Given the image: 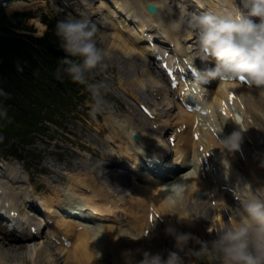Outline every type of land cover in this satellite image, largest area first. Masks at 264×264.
<instances>
[{"label":"clouds","instance_id":"obj_1","mask_svg":"<svg viewBox=\"0 0 264 264\" xmlns=\"http://www.w3.org/2000/svg\"><path fill=\"white\" fill-rule=\"evenodd\" d=\"M196 3L203 11L185 8L169 21L170 30L178 34V46L180 39L195 37L188 60L194 63L199 58L206 62L203 69L197 70L194 85L213 78L239 79L244 75L250 87L264 94V0H196ZM54 31L59 47L66 53L59 60L57 75L63 78L67 74L72 81L87 86L94 98L92 111L95 114L102 108L101 89L106 83L90 82L88 78L107 67L109 55L106 48L98 44V25L87 16L67 17L57 20ZM3 91L0 89V93ZM199 91L197 86L191 89L194 95ZM7 114V108L0 106V116ZM243 138L240 128L231 134H219L216 147L225 154H234L241 148ZM223 162L227 164L226 159ZM260 164L264 166V159ZM234 195L239 203L211 239L180 226L192 224L203 213L192 217L177 215L175 222L167 223L164 228L165 234L174 239L173 248L124 249V264H189L191 256H207L213 264H264V184L252 187L251 182L238 181ZM30 259L31 250L17 252L0 248V264H24Z\"/></svg>","mask_w":264,"mask_h":264},{"label":"bare ground","instance_id":"obj_2","mask_svg":"<svg viewBox=\"0 0 264 264\" xmlns=\"http://www.w3.org/2000/svg\"><path fill=\"white\" fill-rule=\"evenodd\" d=\"M185 1L186 0H134L133 3H131L129 0H111L110 3L107 2L104 4L109 6L110 9L107 15V20L109 22L112 21L114 26L113 31L104 33L105 36H107L106 34H110L109 38H111V46L119 49L126 57L124 64H126L129 71L135 75L134 81L140 85L143 84L144 87L150 85L151 91L157 89L160 93L164 94V96L166 93V99L168 101L166 103V107L163 106L161 102H159L157 105L161 110L164 111L162 116L167 115L166 121H171L174 124H178L181 121H187L188 119H190L191 123L192 117L189 113L186 116L181 110L174 111V101L171 98V90L166 86L165 83L166 77L162 71H160V69L156 68V64L149 58L147 45H144L146 38L138 29H132L131 23L138 20L142 31H145L146 24L150 29H153L154 26L160 24L163 28V35L166 38H173L177 36V34L170 30L169 21L172 18L179 16L182 9H189L191 5L195 6L194 0ZM148 2H154L161 5L160 12L157 14H149L145 9V5ZM100 7V4H90V8L96 13H102V9H100ZM128 29L130 30V33H127ZM145 75L146 78L144 77ZM217 92L221 93V90L217 89ZM259 104L261 106L264 105V98H261ZM167 107H171V109L166 110ZM169 112H171L170 115H168ZM114 118L116 119V117ZM117 123L118 127L114 128L111 132L112 137L122 135L123 138H129L131 133L134 132L130 127V123H128L126 119H117ZM261 136H264V131L261 133ZM183 139L185 142L190 139L188 133L183 135ZM256 143L263 146L264 140L258 141L257 139ZM120 145L121 147H124L122 143ZM195 151V144H191L190 147H186L185 145V147L182 149H175L174 158L171 159V162L178 161L180 156L183 158V161H180L176 165L178 169L170 170L168 172L172 174V180H170L168 177L165 181V184L162 186L160 184L153 183H151V187L140 185L130 196L124 198V205L118 208L119 210H125L127 213L132 215V217L127 220L128 227H125L124 229L119 227L120 217L115 218L117 222L111 225H104L106 241L108 243H110L112 240L116 242V248L121 253V255H118L122 258V260H120L121 264H124L122 251L124 249H136L138 247L137 242L131 241L130 238H133V235L129 229H132L137 234H139L138 240L144 243L145 239L141 233L147 222V213L151 203H156L159 208L161 204L162 210L165 211L168 216H170L172 212H177L181 217H192L189 209H195L196 206L201 209L203 205L200 204L199 200L201 193L192 191L190 188L197 185L199 186V191H201L203 188H217V183L214 182L216 176L207 182L201 180L196 165L193 161L194 158H191V152L194 153ZM193 155L196 154L194 153ZM218 156L223 158L221 154H218ZM261 159L264 158L255 157L251 159L249 165L240 166L237 174L231 177L236 185L238 181L244 182V176L247 182L256 181L259 183H264V166H261L260 164ZM191 164L194 165V169H192L187 174H185L184 171L180 169L183 166H191ZM220 164V162H217L215 165L218 168ZM172 165L175 164L173 163L171 166ZM228 173L231 174L232 172L229 171ZM213 174L214 171L210 170V173H208L209 178H211ZM148 178L149 177H145V180H148ZM176 184H179L178 188H183L184 185L189 186V190L184 194L183 203L169 202L171 198L165 197L167 196L168 192L171 191V188ZM0 186L5 189V195L14 201L17 200L18 196H20V199L23 203L29 202V200L32 199L31 194L29 193L31 184L28 181V176L21 173L19 170L14 169L13 167L8 166L0 173ZM162 187L167 190V192L164 194L166 200L168 199L167 205L163 203L166 200H162L160 198ZM110 195L111 194L108 192H102L98 189H92V193L87 194V201L93 205L94 209L102 210L103 212L101 214L105 219H110L112 215V212H107L106 210L109 211V209L105 207V204H108L110 201ZM96 196L107 197V201L102 204H97L94 201ZM60 197L61 193L56 190L54 192L52 208H50L51 214H49L48 218L53 216L52 218H55L56 224L58 226H64L67 228V230H72L74 229V226H71L72 219L59 217V215L56 213L59 212V210H57V206L55 205H65L61 203L62 199ZM192 199L195 200L194 203H191ZM220 204L222 205V203ZM88 213L93 214L90 211H88ZM215 217L220 219L222 224L224 223L220 213V208L217 209L214 218ZM8 218V221L0 220V248L11 249L17 252L31 250V260L33 262L37 261L38 264H41L44 257L48 259L49 263L54 262V264H76V261L80 263L81 258H83L87 264H105V262L101 260V256L97 248L98 246H96V244L91 240L96 235V232L93 229L91 230L94 233V236L90 240L87 241L88 229H84L83 231L76 233V240H74V247L76 248H66L59 245H52L49 241L41 240V238L37 239V236H35L30 231H23V228L19 230L22 225L18 222H15L13 217L8 216ZM214 218L211 220L210 226L214 225ZM203 220L204 216L199 217L192 224H190L191 226L188 227V230L192 231L194 228L193 225L201 228L204 223ZM169 222L172 221L168 218L167 223ZM149 237H155L153 232H151ZM158 239L159 238H157L156 241ZM170 239H172V241L174 240L172 236H170ZM137 258H139L138 254ZM116 262L117 261H115V263ZM24 264H27V260L24 261Z\"/></svg>","mask_w":264,"mask_h":264},{"label":"trees","instance_id":"obj_3","mask_svg":"<svg viewBox=\"0 0 264 264\" xmlns=\"http://www.w3.org/2000/svg\"><path fill=\"white\" fill-rule=\"evenodd\" d=\"M20 23L17 26L22 27ZM55 25V20L50 22L47 37L32 40V36L12 32L13 19L0 10V89L4 90L0 95L16 101L24 90L13 85L20 83L28 98L43 102L50 97L58 56L52 43Z\"/></svg>","mask_w":264,"mask_h":264},{"label":"rangeland","instance_id":"obj_4","mask_svg":"<svg viewBox=\"0 0 264 264\" xmlns=\"http://www.w3.org/2000/svg\"><path fill=\"white\" fill-rule=\"evenodd\" d=\"M7 7L10 9V10H13L15 7H22V9H23V6H18V5H14V4H12V3H8V5H7ZM35 10H36V12L37 13H39V12H41L42 11V8L40 7V8H37V6H36V8H35ZM29 23L30 24H32L33 26H34V28L36 29V31L38 32V30H42L43 28H44V25L41 23V22H39V19H30L29 20ZM102 33V32H101ZM101 33L100 32H97V41H98V43H99V45L100 46H102V47H105L106 49L108 48V49H111V48H109L108 47V43H107V40L109 41V43H110V45H111V38H109V36H110V34L108 35V34H106L107 36H105V34L103 33V36H104V38L105 39H107V40H105V43L104 44H101V42H100V40L102 39V37H101ZM113 47V46H112ZM113 49V48H112ZM114 51V53H116L117 52V50H113ZM104 72H105V68H103V69H101V70H98V71H96V76H97V78H98V80H100L101 81V77H103L104 76ZM29 154H35V155H33V157L34 156H36L37 157V153L36 152H33V153H27V158L25 159V161H26V164H30L33 160L31 159V157L29 156ZM218 228H219V225L217 226V230H218ZM47 258L46 257H44V259H42V262L41 263H43V264H54V262H51V263H49L48 262V259L46 260ZM199 259H202V264H210V263H213L207 256H201V258H199ZM31 260V259H30ZM28 261V260H27ZM28 264H29V262H28ZM73 264H75V263H73Z\"/></svg>","mask_w":264,"mask_h":264},{"label":"snow or ice","instance_id":"obj_5","mask_svg":"<svg viewBox=\"0 0 264 264\" xmlns=\"http://www.w3.org/2000/svg\"><path fill=\"white\" fill-rule=\"evenodd\" d=\"M171 71H173L172 69H169V72H171ZM225 79H228V78H225ZM239 79L241 80V81H246L247 82V77L246 76H244V75H241L240 77H239ZM232 96H233V99L235 98V93H232ZM226 111V110H225ZM241 120H242V118H241ZM33 230H35L34 228H33Z\"/></svg>","mask_w":264,"mask_h":264}]
</instances>
